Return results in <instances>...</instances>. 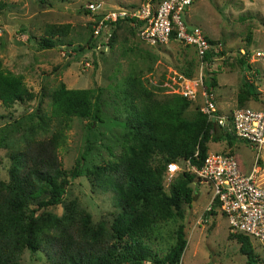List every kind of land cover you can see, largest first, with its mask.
Wrapping results in <instances>:
<instances>
[{"label":"rangeland","instance_id":"obj_1","mask_svg":"<svg viewBox=\"0 0 264 264\" xmlns=\"http://www.w3.org/2000/svg\"><path fill=\"white\" fill-rule=\"evenodd\" d=\"M85 1L0 0L1 66L3 70L21 75L25 86L34 92L30 100L14 101L9 105L0 102V178L7 179L10 153L21 149L26 139L40 140L60 128L62 140L56 147V156L61 167L67 170L79 163L89 175L68 176L61 201L45 207L44 213H64L68 202L74 200L90 213L91 222L96 224L99 220L109 222L119 209L114 193L100 189L91 177L99 172L96 165L116 161L130 142L126 135V104L122 94L125 81L135 79L142 89L160 98L179 71L190 78L188 84L193 80L204 84V79L211 78L214 83L210 86L220 110L236 105L243 81H251L258 90V98L264 99V0L190 2L184 13L185 21L198 24L217 49L201 67L190 45L169 40L156 47L148 46L125 25L117 28L110 44L100 40L95 47L75 56V47L86 44L93 37L91 23L82 6ZM99 1L103 6H115L139 0ZM61 26L62 33H53ZM44 35L54 39L52 46H44ZM68 54L74 57L69 58ZM166 82L168 84L163 86ZM59 83L72 88L92 87L94 83L99 86L102 120L88 129L86 119L79 116L62 120L50 118L49 94ZM197 89V101H200L199 85ZM40 95L41 102H38ZM242 103L259 105L248 96ZM196 112L193 102L183 110L188 117ZM39 113H46L44 122L40 121ZM88 140L91 149L80 158ZM207 150H230L242 169L248 171L255 166L256 176L264 179L263 148L255 159L253 150L240 139H233L231 143L225 139L208 141ZM177 161L182 168V161ZM163 177L162 190L167 192L169 184ZM190 184L194 199L190 203L181 202V219L172 213L171 218L161 220L152 228L148 239L152 248L159 255L165 252L173 242L174 228L181 221L186 240L178 264H244L245 255L240 252L237 239L230 236L232 233L228 232L223 216L199 217L210 192L208 185L195 183V180ZM249 240L257 256L256 264H264V243L253 238ZM17 264L48 263L42 250L29 252L24 249Z\"/></svg>","mask_w":264,"mask_h":264},{"label":"trees","instance_id":"obj_2","mask_svg":"<svg viewBox=\"0 0 264 264\" xmlns=\"http://www.w3.org/2000/svg\"><path fill=\"white\" fill-rule=\"evenodd\" d=\"M123 25L134 34L135 29L120 19L112 26L109 38L92 34L89 42L75 47L73 54L95 47L100 40L110 44L114 32ZM63 30V26L57 27L53 33ZM208 41L213 45L210 38ZM42 43L49 47L54 39L44 35ZM216 52L213 48L208 50L205 59ZM68 57L74 55L68 54ZM203 82L206 86L214 83L211 78ZM122 92L126 104V135L130 142L116 161L96 165L99 172L91 177L94 181L88 178L100 189L111 190L119 209L109 222L99 220L96 224L91 222L90 213L74 200L68 202L64 213L45 215V207L61 201L68 176H88L89 172L79 163L67 170L61 167L56 147L62 140V129L56 128L40 140L26 139L21 149L10 153L7 179L0 178V264H17L24 249L42 250L48 264H178L186 240L183 222L177 223L173 242L160 255L148 239L152 228L161 220L171 218L172 213L181 219V202L190 203L194 199L190 184L194 175L183 169V161L188 159L199 165L207 152L208 141L225 139L231 143L237 138L207 120L198 110V103L184 95L171 92L155 98L135 79L126 80ZM99 95L100 87L95 83L92 87L80 88L59 83L49 94L48 116L61 120L79 116L86 119L89 129L102 120ZM258 95L251 81H243L236 104H244L242 100L246 96L256 99ZM33 97L34 92L25 86L21 75L3 70L0 62V102L9 105ZM39 97L41 102L42 95ZM192 102L197 112L185 116L183 110ZM38 116L41 122L45 121L46 113ZM90 149L88 140L80 158ZM177 160L182 161V169L168 183L165 192L162 174L168 162L178 163ZM40 209L43 210L37 212ZM230 236L239 242V250L245 255L244 264H256L257 256L248 236L242 233Z\"/></svg>","mask_w":264,"mask_h":264},{"label":"built area","instance_id":"obj_3","mask_svg":"<svg viewBox=\"0 0 264 264\" xmlns=\"http://www.w3.org/2000/svg\"><path fill=\"white\" fill-rule=\"evenodd\" d=\"M192 0H139L132 4L103 6L99 0H86L83 10L88 15L93 35L102 39L111 35L114 23L124 19L131 25L134 34L148 46H159L169 40L190 45L201 67L206 64L205 55L214 46L198 24L185 21L184 13ZM217 51V49H216ZM177 71L173 84L167 85L166 93L176 92L198 103V110L217 127L229 131L234 138L243 140L254 152V159L264 149V99L256 98L258 106L236 104L227 110H220L211 86L197 80L191 81ZM199 85L200 101H197ZM253 159V160H254ZM241 168L236 155L229 150H207L201 163L196 165L188 159L183 169L193 173L195 183H205L210 192L201 214H220L225 219L228 232L242 233L259 243H264V179ZM176 161L166 164L164 182L168 184L181 170Z\"/></svg>","mask_w":264,"mask_h":264},{"label":"bare ground","instance_id":"obj_4","mask_svg":"<svg viewBox=\"0 0 264 264\" xmlns=\"http://www.w3.org/2000/svg\"><path fill=\"white\" fill-rule=\"evenodd\" d=\"M256 170V167H254V171Z\"/></svg>","mask_w":264,"mask_h":264}]
</instances>
